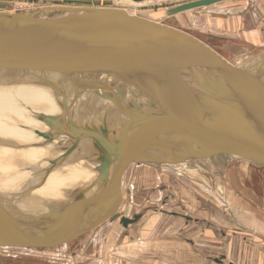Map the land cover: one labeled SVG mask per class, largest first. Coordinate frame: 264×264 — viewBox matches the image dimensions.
<instances>
[{"label": "water", "instance_id": "95a60500", "mask_svg": "<svg viewBox=\"0 0 264 264\" xmlns=\"http://www.w3.org/2000/svg\"><path fill=\"white\" fill-rule=\"evenodd\" d=\"M221 1L226 0L186 2L169 15ZM0 9L9 6L0 3ZM41 11L62 15L0 13V73L19 68L42 78L51 72L83 90H103L98 95L128 120L111 132L114 140L107 137L108 125L99 132L70 126L76 134L72 138H91L103 151L96 180L103 195L99 203L80 193V201L65 212L28 215L15 214L0 202L1 247L44 251L74 243L109 222L119 221L126 229L135 225L141 214L129 218L120 211L123 175L135 163L177 165L220 155L264 160V60L231 65L188 33L122 9ZM132 96L151 104L145 108L133 101L127 107ZM63 105L61 117L42 120L53 132L68 134Z\"/></svg>", "mask_w": 264, "mask_h": 264}, {"label": "rangeland", "instance_id": "374dc122", "mask_svg": "<svg viewBox=\"0 0 264 264\" xmlns=\"http://www.w3.org/2000/svg\"><path fill=\"white\" fill-rule=\"evenodd\" d=\"M191 1L193 0H164L162 5L142 6L137 9L128 6V8L139 16L183 26L190 31L201 33V30L208 28V24L215 28H218L216 25L219 23L225 25L218 16H223L220 6L229 5L227 11L230 13L241 12L245 8H249L251 13H254V10L258 11L256 29L264 26V0H226L215 5L187 10L184 13L168 14L173 8ZM119 2V0H85V2L62 0L61 3L107 8H115L118 5L116 7L118 8L121 6ZM0 3L10 5L15 13L31 12L36 13V17L46 18L62 15L61 12L43 13L40 6L50 3L46 0H0ZM207 10L214 11L212 15L215 16V18L208 17V24ZM224 42L228 44L230 41ZM228 58L239 66H245L247 63L260 64L264 59V47ZM7 72L8 77L18 74L13 78L26 89L32 85L33 80L34 82L37 80L35 83L38 85L49 74L40 78L35 72L27 73L19 68ZM66 84L72 88L68 91L70 95L78 93L84 97L87 94H95L99 99L98 93L105 94L103 90H83L74 83L67 81L62 83V85ZM36 88L32 90L38 92L39 88L37 90ZM60 91L66 90L60 88ZM133 101L143 103L145 108L151 104L146 98L136 99L132 96L126 102V106L130 107L134 104ZM103 105L105 104L91 105L92 111L86 114L89 121L87 123L77 121L76 126L101 129L108 125L110 137L115 139V135L111 132L120 130L128 119L117 111L118 109L114 111L115 107L107 112V106L103 108ZM93 111L97 116H94ZM108 113L110 116L113 114L121 118L122 122L120 124L113 122ZM55 133L57 136L68 135ZM33 137V133L30 132L26 141L32 140ZM70 139V145L72 142H77L75 138L70 137ZM81 144L89 146L91 153L87 159H95L90 161L97 163L94 166L98 172V167L102 164L100 155L102 150L97 148L93 139L88 138ZM45 148L22 149L25 151L22 155L38 153ZM67 153H69L68 149H66ZM255 157L260 158L258 155ZM231 158L228 160L220 156L213 160L212 158L191 159L177 165H158L148 161L135 163L124 175V199L120 209L129 218L141 214V220L135 225L126 229L119 221L109 222L99 231L86 235L74 243L45 250L46 254L43 255L34 253L25 256L17 252L28 253L29 250L0 248V264H264V185L258 186L260 174L255 177L253 173L243 171L250 167L264 169V166L259 164L264 160L239 156ZM221 187L224 189L222 195L218 192ZM70 193L68 202H73V205L76 201H80L78 200L80 191L76 189ZM22 198L23 196L18 199ZM9 201L14 200L9 199ZM185 217L192 220H187ZM204 229L208 231L205 232ZM122 245L124 247H121ZM34 250L37 249L32 251ZM223 256H226L223 263L215 261V259L222 260Z\"/></svg>", "mask_w": 264, "mask_h": 264}, {"label": "bare ground", "instance_id": "6f19581e", "mask_svg": "<svg viewBox=\"0 0 264 264\" xmlns=\"http://www.w3.org/2000/svg\"><path fill=\"white\" fill-rule=\"evenodd\" d=\"M119 1L121 6L117 9H122L123 11L127 12V14L133 16L139 15H137L134 10L132 11L130 8H128V6L137 9L141 8L142 6L146 7L162 5V1L164 2V0H146L142 3H137L131 0ZM5 5L8 4L5 3ZM8 6L9 9H11L10 5ZM59 6L64 5H55L53 7L55 8ZM64 7L83 9L85 7L97 9L114 8L101 6L91 7L86 6L85 4L83 7L72 5ZM9 9H0V13H15V11ZM17 13L20 12L18 11ZM143 17L147 18L146 16ZM152 21L156 23L158 22L164 26H168L160 21ZM177 29L188 33L200 42H204L203 40L201 41L196 36L184 29ZM204 43L210 46V48L214 52H216L210 44H208L207 42ZM216 53L222 56L218 51ZM222 57L231 65L235 64L225 56ZM263 60L264 59H262V61ZM247 65L250 64L247 63L244 67H246ZM6 72L7 71L0 73V80H2L0 81L1 205L6 207L7 209H9V207L11 206L9 210L11 212H14L15 214L24 213L28 215H47L52 213H62L65 212L68 208H74L72 206L73 202L68 201L71 194L70 192L75 191L76 189L81 193H85V195L88 198L94 200L95 203H99V201L103 198V195L99 193L96 185L98 172L95 170L94 164L97 163L93 162L95 161V159H87L89 154L91 153V150L89 149L88 145L81 144L82 141L88 139H82L80 141H77L76 143L72 142V144L70 145V137L72 135L76 136V134L70 128L71 125L69 123H71L72 125H77V121L87 123L89 120L86 114L88 111H92L91 105L98 106L105 104L103 105V108H106L107 106L106 111L108 112L114 109V103L104 98L103 96H99L98 99L95 94H87L84 95V97L83 95L80 96V94L78 93L70 95L68 91H71L72 88H70L67 84L62 85V83L64 84L66 81H70H65L64 77L62 78L56 76L51 72H48L49 74L46 75L48 76L46 77V79L43 78L40 81V83L38 84L39 86L36 85L37 83H35L37 80L35 82L33 80L32 85L27 88L28 90L25 87H21L19 85L20 83H17L16 79L13 78L18 74H13L12 76H10V78L8 77V72ZM20 75L21 74H19V76ZM7 78L9 79L7 80ZM12 78L13 80H11ZM54 79L56 83L54 82ZM30 84L31 83L29 81V85ZM35 88L36 90L39 88V90L41 91L38 90L39 93L33 91L32 89ZM60 88H64L66 91H60ZM127 101H125V103ZM64 102L67 107L65 122L67 123V131L70 137L68 135L66 136L62 134H59V136H57L55 132L51 131V127L42 120V118L44 117H61L63 115L62 107L64 106ZM114 111H116V107ZM93 114L94 116H97V113L94 111ZM108 115L110 116L109 113ZM68 117L70 120L68 119ZM110 118V120H114L113 122L115 123L120 124L122 122L121 118L113 116V114L110 116ZM91 129L99 132L98 128ZM30 132L33 133L34 137L32 138V140L26 141V139L30 136ZM37 132H40L43 135L53 133L56 136H54V140L46 138L44 139L42 136L37 135ZM107 137H109L110 140H114L110 137V134H108ZM25 141L26 143H23ZM41 148H45V150H42L38 153H30V155H28V153H26L27 155H22L25 154V151L22 149L37 150ZM66 149L69 150V153L67 154ZM100 155L101 157H103V151ZM123 186L124 184L122 180L120 191L124 199ZM97 194L98 196H96ZM21 196H23V198L18 199ZM9 199H13L14 201L10 202ZM4 247L0 246V248ZM6 248L19 249L13 247Z\"/></svg>", "mask_w": 264, "mask_h": 264}, {"label": "crops", "instance_id": "0c3cea01", "mask_svg": "<svg viewBox=\"0 0 264 264\" xmlns=\"http://www.w3.org/2000/svg\"><path fill=\"white\" fill-rule=\"evenodd\" d=\"M49 1V5L45 4L43 6H40L41 9H47V8H60V7H64V6H69V5H64V6H59V7H53L55 6V4L57 5H63L62 0H46ZM220 8L223 10V15L218 16L220 17L225 25H223L222 23L219 25H216L218 28H215L213 26H209L208 24V17L211 18H215L214 15H212V13H214V11L212 10H207L206 12L208 13V16H206V23L208 24L206 28V30H201V33H197L193 30H189V28H185L183 26H176L174 24H167L164 23L162 21V23L170 26V27H175V28H182L185 30L190 31L194 36H196L198 39L203 40L204 42H207L208 44H210L214 50L217 52H219L222 56H225L227 59L230 60V58H228L229 56H239V54H245L246 51L248 50H258L262 47H264V26L258 27V30L256 29V25H258V16L257 13L258 11L254 10L255 12L251 13L249 11V8H245L242 9L241 12H235V13H230L229 11H227V8H230L229 5L226 6H220ZM241 9V8H240ZM12 10V9H10ZM225 10V11H224ZM235 10V9H234ZM226 12V14H224ZM158 21V20H157ZM180 21V20H179ZM180 23H183L182 21H180ZM233 24L231 26V24ZM230 25L231 27L227 28L226 26ZM257 30V31H256ZM252 38V39H250ZM230 41L228 44H226L224 41ZM231 61V60H230ZM221 156V155H220ZM224 158L231 160L225 156H223ZM255 157V156H253ZM220 157H214L213 159H217ZM257 158V157H255ZM243 171H248L249 173H253V176L257 177L258 174L261 175V178H259V185H264V169L263 168H252L250 167L247 170H243ZM231 174V171H229ZM125 175V174H124ZM262 180V181H260ZM220 194L222 195L224 192V189L221 187L219 189ZM264 199V198H263ZM205 232H207L208 230L204 229ZM214 232V231H213ZM137 244H141L140 242H136ZM136 244V245H137ZM136 245H132L134 247H136ZM130 246V245H127ZM121 247H124V245H122ZM20 249V248H19ZM24 249V248H21ZM121 249V248H120ZM24 250H29L30 252L28 253H22V252H17L20 253V255H24L25 256H30L31 254H38V255H43L46 254L44 251H39V250H34L33 249H24ZM35 257H40V256H36ZM42 258V257H41Z\"/></svg>", "mask_w": 264, "mask_h": 264}]
</instances>
